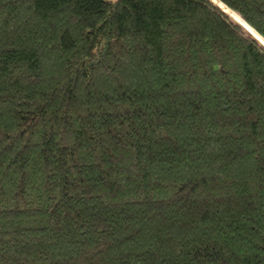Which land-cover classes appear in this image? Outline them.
Segmentation results:
<instances>
[{"label": "trees", "instance_id": "trees-1", "mask_svg": "<svg viewBox=\"0 0 264 264\" xmlns=\"http://www.w3.org/2000/svg\"><path fill=\"white\" fill-rule=\"evenodd\" d=\"M212 1L0 0V264H264V47Z\"/></svg>", "mask_w": 264, "mask_h": 264}, {"label": "rangeland", "instance_id": "rangeland-1", "mask_svg": "<svg viewBox=\"0 0 264 264\" xmlns=\"http://www.w3.org/2000/svg\"><path fill=\"white\" fill-rule=\"evenodd\" d=\"M216 5H218L219 7H221L229 16H230V18H231V20L233 21V22H235V23H237L238 25H240L241 26V28L243 29H241L242 30V32L244 33V34H246L247 35V37H251V39L253 38L259 45L258 46H262V47H264V42L262 41V39L260 38V36L259 35H255V33H253V31L250 29V28H248V29H246L244 26H247L246 24H244V22L242 21V19L237 15V14H235V13H233V12H230V11H228V10H226V8L225 7H223V5L222 4H220L217 0L216 1H213ZM229 19V18H228ZM234 24V23H233ZM236 24V25H237ZM259 41V42H258ZM261 47V48H262ZM264 49V48H263Z\"/></svg>", "mask_w": 264, "mask_h": 264}, {"label": "water", "instance_id": "water-1", "mask_svg": "<svg viewBox=\"0 0 264 264\" xmlns=\"http://www.w3.org/2000/svg\"><path fill=\"white\" fill-rule=\"evenodd\" d=\"M212 4V3H211ZM215 6V5H214ZM216 8H218L217 6H215ZM219 9V8H218ZM220 10V9H219ZM221 11V10H220ZM222 12V11H221ZM223 13V12H222ZM224 14V13H223ZM225 15V14H224ZM226 16V15H225ZM238 27H240L238 24H237ZM241 28V27H240ZM254 40V39H252ZM255 41V40H254Z\"/></svg>", "mask_w": 264, "mask_h": 264}, {"label": "bare ground", "instance_id": "bare-ground-1", "mask_svg": "<svg viewBox=\"0 0 264 264\" xmlns=\"http://www.w3.org/2000/svg\"><path fill=\"white\" fill-rule=\"evenodd\" d=\"M211 1V0H210ZM213 2V1H212ZM214 3V2H213ZM215 4V3H214ZM216 5V4H215ZM216 6H218V5H216ZM219 7V6H218ZM219 8H221V7H219ZM222 9V8H221ZM223 10V9H222ZM224 11V10H223ZM225 12V11H224Z\"/></svg>", "mask_w": 264, "mask_h": 264}]
</instances>
